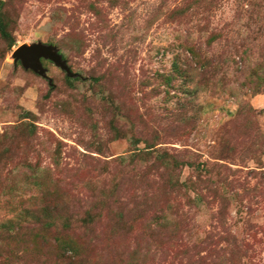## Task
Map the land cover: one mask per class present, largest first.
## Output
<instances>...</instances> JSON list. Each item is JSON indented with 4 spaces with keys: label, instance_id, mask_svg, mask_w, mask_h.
<instances>
[{
    "label": "rangeland",
    "instance_id": "rangeland-1",
    "mask_svg": "<svg viewBox=\"0 0 264 264\" xmlns=\"http://www.w3.org/2000/svg\"><path fill=\"white\" fill-rule=\"evenodd\" d=\"M0 264H264V0H0Z\"/></svg>",
    "mask_w": 264,
    "mask_h": 264
},
{
    "label": "water",
    "instance_id": "water-1",
    "mask_svg": "<svg viewBox=\"0 0 264 264\" xmlns=\"http://www.w3.org/2000/svg\"><path fill=\"white\" fill-rule=\"evenodd\" d=\"M11 55L14 60L20 61L22 67L28 68L42 77H46V75L39 61L40 58L51 61L55 66L63 70L67 76L74 75L69 71L65 60L61 58L55 47L50 44L41 42L30 45L21 44L13 49Z\"/></svg>",
    "mask_w": 264,
    "mask_h": 264
},
{
    "label": "trees",
    "instance_id": "trees-1",
    "mask_svg": "<svg viewBox=\"0 0 264 264\" xmlns=\"http://www.w3.org/2000/svg\"><path fill=\"white\" fill-rule=\"evenodd\" d=\"M190 55L193 56V50L190 51ZM48 195H43L42 198L40 197V201H42V203L47 204L49 202V199L47 198ZM39 199L37 202H39ZM59 243V251L61 253V255H65L67 258L69 259H75L78 255L77 249L74 248L73 244H71V242L69 241H63V242H57Z\"/></svg>",
    "mask_w": 264,
    "mask_h": 264
}]
</instances>
